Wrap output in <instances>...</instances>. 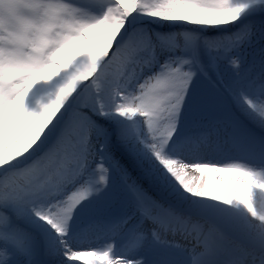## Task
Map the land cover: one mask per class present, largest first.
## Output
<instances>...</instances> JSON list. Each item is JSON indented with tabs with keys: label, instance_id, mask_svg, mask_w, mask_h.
<instances>
[{
	"label": "snow or ice",
	"instance_id": "1",
	"mask_svg": "<svg viewBox=\"0 0 264 264\" xmlns=\"http://www.w3.org/2000/svg\"><path fill=\"white\" fill-rule=\"evenodd\" d=\"M0 264H264V0H0Z\"/></svg>",
	"mask_w": 264,
	"mask_h": 264
},
{
	"label": "rangeland",
	"instance_id": "2",
	"mask_svg": "<svg viewBox=\"0 0 264 264\" xmlns=\"http://www.w3.org/2000/svg\"><path fill=\"white\" fill-rule=\"evenodd\" d=\"M86 35H87L89 38H93V39H95V37L93 36L92 33H86Z\"/></svg>",
	"mask_w": 264,
	"mask_h": 264
},
{
	"label": "bare ground",
	"instance_id": "3",
	"mask_svg": "<svg viewBox=\"0 0 264 264\" xmlns=\"http://www.w3.org/2000/svg\"><path fill=\"white\" fill-rule=\"evenodd\" d=\"M212 174L211 173H209V176H211Z\"/></svg>",
	"mask_w": 264,
	"mask_h": 264
}]
</instances>
